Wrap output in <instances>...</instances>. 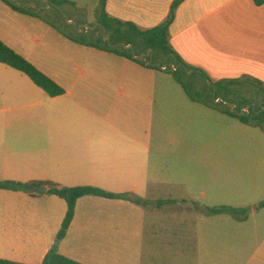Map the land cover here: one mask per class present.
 I'll return each mask as SVG.
<instances>
[{"label":"crops","instance_id":"0c3cea01","mask_svg":"<svg viewBox=\"0 0 264 264\" xmlns=\"http://www.w3.org/2000/svg\"><path fill=\"white\" fill-rule=\"evenodd\" d=\"M173 2L107 0L106 9L113 17L149 29L167 19ZM34 5L38 7L33 10L39 13L36 17L8 6L38 19L32 26L40 28L39 32L24 31L28 41L19 34L0 38L55 79L65 93L50 96L34 82L0 85V100L7 101L11 108L10 114L0 115V181H51L61 186H96L115 193L135 194L143 202L91 195L80 198L74 220L67 236L59 241L58 250L76 260L77 248L89 245L84 243L83 235L92 232V249L109 252L123 264H131V258L125 257L130 242L140 244L133 264H167L166 244L173 247L181 235H191L190 227L181 228L178 223L190 218L185 211L190 214L196 210L195 206L191 208L194 200L190 192L175 193L171 188L178 184L166 181L158 173L163 169V155L168 150L164 134L155 132L152 122L159 113L157 104L168 101L167 98L174 103L170 92L175 87L136 82L133 78L145 77L149 71L157 76L172 70L152 68L149 62L143 65L72 41L51 25L52 21L41 17L39 11L50 5ZM66 22L77 26L76 18ZM80 26H85L86 32L90 28L86 23ZM53 28L75 45L89 48L84 58L81 47L64 44L62 53L56 56L62 61L61 68L52 69L60 78L42 62L43 57H51L47 53L50 45L45 40ZM170 42L178 55L196 68L188 69L189 75L205 73L206 80L212 83L232 79L264 83V4L257 5L254 0H184L170 26ZM40 48L43 49L38 51ZM107 57L120 61L114 65L119 72L100 81L95 75L97 61L109 60ZM162 62L161 58L159 63ZM5 65L0 62V80L11 71ZM163 91L169 94L164 95ZM107 125L114 129H102L109 128ZM22 126L29 133H22ZM42 186H47V192L34 190L36 195L0 189V197L8 193L12 198L46 203L31 205L27 217L17 210L12 216V226L4 221L0 224L3 233L12 228L13 234L22 231L27 234L23 241L15 240L13 248L21 245L24 251L15 255L14 261L42 264L54 247L66 216L65 199L49 193L48 185ZM159 201L164 202L158 204ZM31 229L37 233L29 235ZM77 260L89 264L84 259ZM251 260L256 263L239 264H264V239Z\"/></svg>","mask_w":264,"mask_h":264},{"label":"rangeland","instance_id":"374dc122","mask_svg":"<svg viewBox=\"0 0 264 264\" xmlns=\"http://www.w3.org/2000/svg\"><path fill=\"white\" fill-rule=\"evenodd\" d=\"M11 1L20 2L32 10L38 9L34 4L50 5L47 9L39 11L41 17L47 21L57 22L65 32L72 34L80 32L87 34L86 37L90 39L100 37L105 42L110 40V35L97 21L100 0H70L60 7H55L50 0ZM74 18L77 23L75 27L71 22H66V20L73 21ZM36 20L38 19L13 11L3 0H0V35L5 39L13 38V34H17V37L21 35L23 40L28 41L24 31H40V28L32 26ZM85 23L90 27L87 32L84 31L85 26H80ZM50 35L45 41L50 45L47 53L51 54V57H43L42 62L49 65L52 74L60 78L52 71L57 66L61 68L62 65L61 59H57L56 56L62 53L65 43L72 48L81 46L66 39L55 28L50 31ZM81 48L85 52L83 53L85 58L89 48ZM41 49L43 48L38 51ZM150 50L147 53L146 62L160 64V56L154 60L153 51ZM59 56L61 57L60 54ZM107 58L110 61L103 59L97 61L99 64L95 68V75L99 76L100 81L110 79V74L119 72V69L114 70V65H119L120 61H117L115 57ZM5 66L11 71L1 77L0 85L12 82L34 84L24 73ZM133 66L135 67L134 64ZM172 66L173 64L167 66V70ZM184 70H180V75L186 82L189 92L171 73L163 72L156 76L153 71H149L145 77L133 78L136 82H157L175 87V91L170 92L174 96V103H171V100L169 102L167 98L168 101L157 104L159 113L155 115L156 118L152 122L153 130L164 134L163 142L168 150L163 155V169L158 173L166 181L178 184L177 187L171 188L175 193L183 195L185 191L190 192L194 200L191 208L195 206L196 210L195 212L191 210L190 214L185 211L190 218L179 221V227H190L191 235H181L180 240L173 247H171L172 244L170 247L166 244V263H256V260H251L252 254L264 239V207L258 208L260 202L264 200V127L246 124L221 111L222 108L227 107V104L223 98L222 101H220L221 98L216 99L217 86L210 80H206L208 78L203 74L189 75V70ZM238 87L241 88L242 95V98L237 100L238 104L242 99L247 98L251 104L242 106L240 110L236 106L233 110L241 111L244 108V112L249 113L253 108L258 113L259 105L264 104V102L257 104L262 95L261 91L252 85ZM162 93L169 94L168 91ZM215 104L218 106H214ZM10 112V104L0 100V115L10 114ZM107 126L109 128L102 127V129H114L110 125ZM21 131L29 133L24 126ZM7 194L0 197V224L4 221L12 226V216L17 210L27 217L29 210L33 208L31 205L46 204L40 201L12 198ZM223 205L248 208V212L238 217L230 213L212 214L207 211L208 207ZM243 216H246V219H242ZM6 226L8 228V225ZM8 231L3 233L0 230V258L13 260L17 258L15 255L24 251L21 245L13 248L15 240L23 241L27 234L23 231L18 235L13 234L12 228ZM195 232L196 236L193 237ZM35 233L37 232L31 229L28 234L35 235ZM38 233H41L39 229ZM93 236L92 232L83 235L86 241L84 243L89 245L77 248L74 254L77 259H84L89 264H123L114 260L109 252L93 250ZM59 241L58 238L54 240V247L58 248ZM128 245L125 257L131 258L130 262L133 264L136 262V250L137 246L140 248V244L130 242Z\"/></svg>","mask_w":264,"mask_h":264},{"label":"trees","instance_id":"16d2710c","mask_svg":"<svg viewBox=\"0 0 264 264\" xmlns=\"http://www.w3.org/2000/svg\"><path fill=\"white\" fill-rule=\"evenodd\" d=\"M6 4H8L12 9L29 14L31 16H39V13L34 12L32 9L27 8L23 5H18L17 2L11 0H3ZM184 0H174L170 13L167 19L149 29H143L138 26L136 23L131 21H123L119 18L111 16L107 9L106 3L107 0H100V5L97 11V21L98 23L105 28L106 32L110 35V40L105 42L102 38L90 39L87 34L78 33L72 34L70 32H65L57 22H50L58 31H60L64 36L69 38L72 41H75L80 44H84L87 46L97 47L101 50H106L117 55L126 57L140 64L146 65V59L140 60L137 58H133V51L140 55L141 53H148L150 49L153 51V58L156 60L157 56H160L163 59V62L158 66L154 64H150L149 66L152 68L160 69V66L166 64L169 66L170 64L179 65L180 68L176 70L170 71L171 74L174 75L175 79L183 85L185 90L189 92L188 86L186 82L183 80V77L180 75V70L185 71L184 69H195L189 64H187L174 50L173 46L170 42V26L175 19L176 11L179 5ZM52 4L56 7H60L64 3L70 2V0H50ZM257 5L264 4V0H254ZM123 44L132 45L133 49H125ZM0 62L5 63L22 73L28 75L30 79L44 89L50 96H58L65 93V89L52 77L43 72L39 67L33 64L30 60H28L25 56L18 53L15 49L7 45L0 38ZM203 75L207 78V75L203 73ZM217 86V96L218 98H223L230 102H235L238 104L237 100L242 98L241 88L238 87L240 85H252L257 87L262 95L260 100H258L257 104L264 102V83L260 80H244V79H232V80H224L213 83ZM221 97H220V96ZM251 103L247 99H242L240 104H238V110L244 105H250ZM256 104V105H257ZM214 106H218L215 104ZM264 104L259 105L258 113L255 109H251L249 113L238 114L237 112L231 111L230 107L227 106L221 111L227 113L233 117L238 118L240 121L246 124H252L257 126L264 127ZM263 109V110H262ZM34 185H48L49 193L55 194L67 202L68 209L66 216L63 220L61 229L57 234V238L61 241L63 240L69 231V228L74 220L76 214V205L80 198L85 196H101L105 198L111 199H126L132 200L138 203L143 202V200L132 193H115L108 190H105L101 187L96 186H61L55 182H20L14 180H1L0 181V189H9L15 191H25L29 194L36 195L32 187ZM164 201H159L158 204H161ZM166 202V201H165ZM264 207V200L260 202L258 208ZM207 211L212 214H224L230 213L234 216H240L241 214H246L248 212V208H237L234 206L223 205L221 207H208ZM242 219H246V216H243ZM0 264H27L23 262H18L14 260L0 258ZM42 264H86L81 261L70 258L59 252L57 247H53L45 256Z\"/></svg>","mask_w":264,"mask_h":264},{"label":"water","instance_id":"95a60500","mask_svg":"<svg viewBox=\"0 0 264 264\" xmlns=\"http://www.w3.org/2000/svg\"><path fill=\"white\" fill-rule=\"evenodd\" d=\"M17 4H19V5H21V3L20 2H17ZM123 46H124V48L125 49H133V47H132V45H126V44H123ZM151 51V50H150ZM148 54L147 53H142V54H140V55H137L134 51H133V58H137V59H140V60H145V58H146V56H147ZM151 59H152V57H151ZM150 64H153L151 61L149 62ZM161 68H163V69H165V70H167V65H165V66H160ZM178 67H179V65H173L171 68H170V70H176V69H178ZM217 101H219V100H217ZM220 101H222V98L220 99ZM229 107H230V109H231V111H234V112H237L238 114H245L246 112H244V108H243V110H241V111H238V110H233V107H236V104H234V103H231V102H229V101H227V100H223ZM32 189L33 190H35L36 192H38V193H46L47 192V190H48V188H47V186H39V185H34L33 187H32Z\"/></svg>","mask_w":264,"mask_h":264}]
</instances>
